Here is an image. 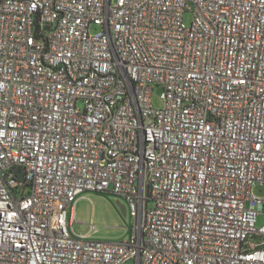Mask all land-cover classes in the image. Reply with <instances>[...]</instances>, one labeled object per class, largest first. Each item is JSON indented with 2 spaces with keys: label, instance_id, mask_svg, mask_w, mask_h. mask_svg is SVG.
Wrapping results in <instances>:
<instances>
[{
  "label": "built area",
  "instance_id": "1",
  "mask_svg": "<svg viewBox=\"0 0 264 264\" xmlns=\"http://www.w3.org/2000/svg\"><path fill=\"white\" fill-rule=\"evenodd\" d=\"M257 186L264 0H0V264H264ZM87 192L128 240L74 230Z\"/></svg>",
  "mask_w": 264,
  "mask_h": 264
},
{
  "label": "rangeland",
  "instance_id": "2",
  "mask_svg": "<svg viewBox=\"0 0 264 264\" xmlns=\"http://www.w3.org/2000/svg\"><path fill=\"white\" fill-rule=\"evenodd\" d=\"M193 16L190 13L185 15V24L190 27ZM92 34L101 31L98 26H92ZM162 88L155 87L153 93V105L155 108H162L161 100ZM29 190H27L28 192ZM90 197L79 204L76 221L84 222L88 225L94 224L97 232L92 235V239L103 242H122L130 238L135 220L132 218L126 200L110 192H88ZM254 195L264 198V186H257L253 190ZM120 202L126 207V215L118 205ZM264 225V214L259 215L257 227ZM75 231L78 234L89 233V228L83 224H76ZM126 264H135L129 261Z\"/></svg>",
  "mask_w": 264,
  "mask_h": 264
},
{
  "label": "crops",
  "instance_id": "3",
  "mask_svg": "<svg viewBox=\"0 0 264 264\" xmlns=\"http://www.w3.org/2000/svg\"><path fill=\"white\" fill-rule=\"evenodd\" d=\"M88 197H90V195H89L88 192L85 193L84 195H82V197L79 199V201L77 202V204L71 210V218H72V220H75V223L73 224L74 225L73 226L74 230H75L76 224H83L85 227H88L89 230H90V225H88L86 223V220L84 222H82V221H76V219H77V212H78V209H79V204H81V202L84 201V200H86Z\"/></svg>",
  "mask_w": 264,
  "mask_h": 264
},
{
  "label": "water",
  "instance_id": "4",
  "mask_svg": "<svg viewBox=\"0 0 264 264\" xmlns=\"http://www.w3.org/2000/svg\"><path fill=\"white\" fill-rule=\"evenodd\" d=\"M23 177H24L23 173H20V178L23 179ZM118 205L122 209L124 215H126V207L124 205H122L120 202H118Z\"/></svg>",
  "mask_w": 264,
  "mask_h": 264
}]
</instances>
